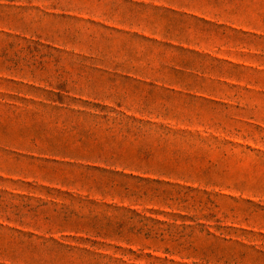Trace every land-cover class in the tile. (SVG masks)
Returning a JSON list of instances; mask_svg holds the SVG:
<instances>
[{"label":"rangeland","instance_id":"1","mask_svg":"<svg viewBox=\"0 0 264 264\" xmlns=\"http://www.w3.org/2000/svg\"><path fill=\"white\" fill-rule=\"evenodd\" d=\"M0 264H264V0H0Z\"/></svg>","mask_w":264,"mask_h":264}]
</instances>
